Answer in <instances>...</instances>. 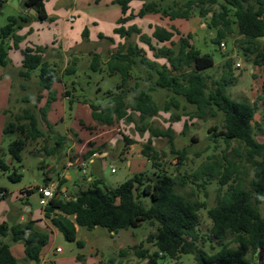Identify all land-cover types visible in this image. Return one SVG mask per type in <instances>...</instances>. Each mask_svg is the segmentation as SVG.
<instances>
[{"label": "trees", "instance_id": "trees-1", "mask_svg": "<svg viewBox=\"0 0 264 264\" xmlns=\"http://www.w3.org/2000/svg\"><path fill=\"white\" fill-rule=\"evenodd\" d=\"M45 1L24 0L22 7L25 14L8 17L7 23L0 27V68L8 64V51L17 50L24 40V36L16 34L17 30L33 20H47ZM131 1L114 0L121 9V17L113 33L124 42L118 44L104 63L99 54L93 53L88 66L91 73L118 75L119 83L114 90L104 92L98 104L86 98L76 100L67 86L62 95L68 99L70 110L79 101L87 104L91 118L98 125L112 126L116 121L123 120L134 124L139 132H148L150 138L165 139L170 153L176 156L175 171L169 174L165 170L166 152L155 149L151 145L152 140L148 139L140 153L155 170L151 176L145 173L134 175L114 188L106 187L101 180H94L88 189H78L70 198H64L58 192L42 208L43 218L65 241L76 243L80 248L82 244L76 238L77 227L87 230L103 228L115 233L121 229L136 228L142 222H148L151 226L157 224L155 232L146 239L156 251L151 253L142 246L133 248L134 254L139 259H148V263H153L159 255L176 259L181 254H189L193 256L195 264H253L246 256L248 250L255 252L262 248L264 251V217L255 207L264 199V141L258 142L253 136L255 106L235 101L226 93L225 88L234 81L231 60H226L222 65L219 78L211 79L203 72L213 67V57L211 54H201L191 43L190 34L184 36L174 27L167 30L156 26L151 36H147L135 25H125L151 14L169 20H189L192 6H195L197 15L207 18L206 27L215 31L213 41L218 46L222 39L235 35L239 38L236 42L241 44L243 50L251 51L264 37V0H222L217 11L204 7L206 2L213 5L216 0H188L182 6L174 4L165 8L159 3L150 2L143 3L136 14L130 10ZM29 10H34L36 14H29ZM133 35L147 47L153 59L147 57L138 43L128 41ZM175 36H178L177 41L173 39ZM81 37H88L86 28ZM99 37L103 38L102 35ZM105 39L112 41L111 38ZM45 50V47L33 46L21 51L19 76L28 80L37 72L39 92L46 91L47 95L41 108L36 109L42 99L38 95L31 107L12 114L13 122L3 129L4 135L16 130L23 136V139H15L8 144L10 164L0 157V171L7 174V179L12 183L22 178L12 164H20L25 140L43 139L44 145L39 152L46 157L59 155L67 142L66 136L53 133V126L46 119L50 105L56 100V91L52 86L61 78L57 68L44 59ZM75 61L71 60L62 76L76 73ZM158 94L163 97L161 103L155 99ZM22 101L26 103L29 98H22ZM188 106L193 107L192 113L186 111ZM161 112L169 113L171 122L179 121L181 116L203 119L220 113L222 125L216 137L227 148L231 142L243 147L242 157L252 170L248 189L243 188L240 168L228 160L227 155L223 157L227 161L225 166L216 156H210L192 174L180 176L179 168L187 157V150L175 149V133L170 126L165 129L153 126V118ZM2 113L7 114L8 111ZM79 123L83 125L82 121ZM215 130L210 128L208 131L212 133ZM122 137L125 146L134 143L126 136ZM49 140L53 141L52 145H49ZM232 151L238 153L236 149ZM90 154L88 152L86 156ZM211 179H216L220 187L215 205L206 208L211 222L207 242H219L216 251L199 244L198 212L206 207L205 204L175 191L176 187L183 188L188 181L201 180L197 187L204 188ZM222 188L225 189L221 193ZM23 193L29 195L32 189ZM7 196V190L0 187V201ZM145 198H148V203ZM49 234L50 231L38 228L32 220L11 226L0 222V237L10 235L12 243L22 244L24 262L40 263V253L48 242ZM228 234L232 235V242L237 247L222 242ZM0 264H21L5 243H0Z\"/></svg>", "mask_w": 264, "mask_h": 264}, {"label": "rangeland", "instance_id": "rangeland-1", "mask_svg": "<svg viewBox=\"0 0 264 264\" xmlns=\"http://www.w3.org/2000/svg\"><path fill=\"white\" fill-rule=\"evenodd\" d=\"M69 0H61L62 5L67 4ZM84 0H78V6L81 7ZM110 0H90V5L95 7L96 3H108ZM188 0H132L131 8L137 10L143 3L156 2L161 5L162 8L172 7L174 4L178 6L184 5ZM222 0H216V3L210 5L208 2L204 5L205 8H210L214 11L219 9V4ZM195 6H192L193 11L189 20L183 21L184 26H189V34L192 36L191 43L194 47L200 51L201 54H211L214 60L213 67L206 69L204 75L210 76L211 79H217L222 73V65L226 60L232 62V74L234 81L231 85H228L225 90L227 95L231 99L238 102H248L255 106V116L253 121V136L258 142L264 141V37L260 39L259 45L255 50L247 51L243 50L240 43L236 40L239 39L235 35L222 39L221 42L225 48L218 46L213 41L215 38V31L206 27L207 18H201L196 13ZM23 11V7L20 0H0V27L7 23V18L10 16H20ZM155 15V14H153ZM188 21V22H187ZM137 24L140 29L147 36H151L152 24L145 20L135 19L134 24ZM189 24V25H188ZM45 33L48 28L42 27ZM53 32V31H52ZM117 41H103L98 46L87 43L79 54L78 60L75 62L76 73L74 75H63L62 79L67 88L72 91V95L76 100L83 98L92 100L93 103L98 104L104 94L108 90H114L119 83L118 75H108L106 73H91L88 69L90 64V58L92 52L98 51L102 63L113 53L118 44L124 41L115 36ZM178 36L174 37V41H177ZM129 42L138 43V45L144 48L148 58L153 59L151 53L147 50V47L138 41V37L133 35ZM71 60L68 59L67 65H70ZM238 64L239 68L235 65ZM210 79V80H211ZM73 82V86L71 83ZM56 87H60L59 84ZM73 87V90H72ZM99 90V91H98ZM156 101L161 103L163 97L161 94L155 96ZM61 105V103H57ZM65 106V118L67 125H72L73 121L69 118V104L64 102ZM193 107L188 106L187 112L192 113ZM63 115L61 109L52 111L50 113V120L54 121L56 115ZM93 120V119H92ZM94 122V121H93ZM184 123L186 125H184ZM152 124L156 128L165 129L171 127L175 133V149L187 150V157L183 165L179 168V175L192 174L201 163L205 162L208 157L216 156L222 165H226V160L223 159L224 155H227V159L234 162L236 166L240 168L242 175L243 188L248 189V183L252 177V170L250 166L243 159V147L235 142H231L230 147L227 148L224 142L216 135L221 130L222 116L220 113H216L215 117L205 116L203 119L191 118L190 116H181L179 121L171 122L169 113L161 112L152 121ZM80 125V124H79ZM129 126V124H126ZM82 126V125H80ZM185 126V127H184ZM118 134L121 136L123 133L121 127ZM210 128H216L212 133H209ZM91 128H85L79 130L80 137L83 139L90 138ZM126 132V137L132 141L134 139L140 140L142 135L138 133L133 125L130 129L123 128ZM57 131L64 134V128L58 127ZM67 133H69L67 131ZM66 135V134H65ZM92 137L101 138L102 132L92 133ZM215 136V137H214ZM13 136L5 137V142L0 145V157L8 164H10L11 158L8 154V142L13 140ZM76 140V138H73ZM81 140V139H80ZM69 141V140H68ZM155 148L157 150H164L166 152L165 158V170L172 174L175 171L176 156L170 153L168 143L165 139H154ZM70 143V141H69ZM67 145V142H66ZM38 145L34 142H29L28 147L21 153L20 164L13 163L12 165L21 173L22 178L17 183H12L7 179V174L0 171V187L5 188L8 192L6 199L0 201V215H5L4 220L11 226L13 225L11 220H8L10 212L14 210L22 209V203H28L33 208L39 210L40 208V195L38 186L44 183L46 173V166L54 167L50 170L49 175L56 179V162L53 157H38L35 155L34 150ZM123 147H125L123 145ZM116 150L121 146H116ZM65 149V148H64ZM61 151V153L64 151ZM236 149L238 153L232 151ZM10 160V163L7 160ZM112 165L117 170L116 174L110 172V168L95 167L87 164L85 167L78 169L77 167H69L67 169L68 174L71 177V181H67L64 185L68 193L65 197H68L72 193L73 183L80 185L83 189H88L92 182L87 181L88 177L101 180L106 187L114 188L120 183L124 182L126 177L129 176V169L127 164L120 159H115ZM21 166L20 168L18 166ZM44 167V168H42ZM146 176L151 174L145 172ZM201 180L188 181L183 187H176L175 191L184 195L185 197L203 202L205 208L200 209L199 223L197 226V234L199 236V244H204V248L208 250H218L219 246L216 240H208L209 228L211 222L207 217L208 207H212L216 203V197L219 190V185L216 179H211L204 188L197 187V184H201ZM103 185H99L101 188ZM31 188L32 193L25 195L26 189ZM225 188L221 189V193ZM146 203L149 202L148 198L144 199ZM260 214L264 217V199L261 204L255 205ZM22 217L27 213L21 212ZM157 228V224L151 226L148 222H142L140 226L136 228L121 229L115 233H109L103 228H94L87 230L85 228L77 227L76 238L81 242L82 247H78L76 243H69L65 241L63 236L56 231L55 236L49 234L47 244L43 247L42 253H48L49 257H52L56 248H60L62 252L60 254H54L57 257L63 258L67 262L63 263L55 262L54 264H195L194 258L189 254H181L176 259H171L166 256L159 255L153 263H148V259H139L134 254V247L142 246L148 248L150 252L156 251V248L147 242L149 234L154 233ZM227 243L230 247H237L232 242V235L228 234L222 241ZM0 243H5L10 246L12 254L17 258L21 264H30V262L23 261V246L21 243H12L10 235L6 237H0ZM83 256V260L78 259V256ZM247 258L253 263L258 264V251L249 249L247 252ZM261 264H264V252L261 258Z\"/></svg>", "mask_w": 264, "mask_h": 264}, {"label": "crops", "instance_id": "crops-1", "mask_svg": "<svg viewBox=\"0 0 264 264\" xmlns=\"http://www.w3.org/2000/svg\"><path fill=\"white\" fill-rule=\"evenodd\" d=\"M23 1L24 0H20L21 5L23 4ZM60 1L61 0H47L44 2V10L47 15L46 21L40 22L33 20L20 30H17L16 34L24 36V40L19 44V48L17 50L8 51V64L4 68H0V145L5 142V137L8 138L10 135L14 137L13 140L23 139V136H21L16 130L11 134H3V129L7 126V124L13 122V118L11 116L12 114L19 112L23 108L29 106L31 107L34 99L38 95L42 96V99L36 105V109L41 108L46 101V91L39 92L38 89V80L36 77L37 72H34L28 80H23L18 74L22 60L21 51L26 47H45L46 50L43 54L44 59L50 65L57 68L61 78L60 82L54 83L52 86L53 90L56 91V100L50 105L46 119L47 122L53 126L52 131L54 134L62 135L57 131V129L59 126L64 128L63 136H66L67 138V145L65 146L64 151L56 157L49 156L55 158L54 162H56L57 167L56 179L54 180L53 177L49 175L50 170L54 167L46 166L47 182L46 184L43 183L41 186L36 188L39 190L41 187L56 184L57 191L64 197L68 193L64 185L67 181H71V177L67 172L69 167L75 166L80 169L85 167L87 164H90L94 166V168L101 167L105 169L109 167L110 172L111 170H114V172L111 173L116 174L117 170L111 162L115 159H120L127 164L129 169V176L126 177V179L145 172L149 174L154 173L155 170L152 168L151 163L141 155L140 150L142 145L148 142V139L152 140L151 145L154 148L155 142L153 138H150L148 132H139L136 130L134 124L126 126V122L123 120L116 121L112 126H101L96 124L91 118V110L89 106L81 103L80 101L74 103L71 110L68 109V116L72 119L73 123L72 125H67L64 102H68V99L64 98L62 95L66 86L62 79V73L67 66V61L68 59H76L77 61L81 50L87 43L98 46L101 42L107 41L105 38H111L112 41H117L115 38L117 35L113 33V30L117 27V21L121 17V9L119 5L114 3V0H110L108 3H96L95 7L90 5V0H84L81 7L78 6V0H69L68 3L64 5H62ZM130 4V10L134 14H136L141 8L133 10ZM20 14L24 15L25 10L23 9ZM140 20H145L149 22V24H152V31L156 26L167 30L174 27L184 36L189 34V26L183 27V21H185L183 19L169 20L168 18H162L157 14H151L144 16ZM134 21L135 19L128 22L125 26L128 27L130 25H135L140 29L136 23L134 24ZM42 27H47L48 32L45 33ZM84 28L88 31V37L86 39H82L81 37ZM141 33L144 34L142 30ZM100 35H102L103 38H100ZM93 53L99 54L97 50L92 52V54ZM57 84H59L60 87L57 88ZM22 98H29V101L25 103L22 101ZM58 102L61 103V105L57 106ZM59 109H61L63 115L60 113V115L55 116L54 121H51L50 113L52 111L58 112ZM6 110L8 113L3 114L2 112ZM79 121H82V126L79 125ZM131 125H133L135 130L140 133L142 137L140 140L134 139L133 144L125 146L123 144L122 136H126V132H124L123 128L127 127V129H130ZM87 127L91 128L90 130L93 131H90L89 133L90 138L83 139L80 137L81 135L79 130ZM119 127H121V131L123 133L121 136L118 134V131L120 130ZM67 131L69 133H67ZM100 131L102 132L103 137L96 138L95 136H91L93 132L96 134ZM73 138H76V140ZM10 142H8V144ZM29 142H34L38 145L31 152H39L41 147L44 145L43 139H38L36 141L25 140L23 150L25 147H28ZM48 143L49 145H52L53 141L49 140ZM123 145L125 147H123ZM116 146H121V148L116 150ZM88 152H91V154L86 156ZM7 161L10 163L9 159ZM87 179L89 182L97 180L92 177H88ZM72 186V193L65 198H70L78 189L86 190L76 183H73ZM59 187L60 189L58 190ZM26 190H31V188ZM22 193L23 192L21 191L20 194ZM22 205V209L20 208L19 210H14L7 215L8 220H11L12 223L16 225H21L28 220L35 221L38 228L47 229L50 231L51 235L55 236L56 230H54L43 218V207H41V205L39 210L35 209L34 211L28 203H22ZM21 212L27 213L26 216L22 217L20 214ZM5 215L6 214H3L2 217L0 215V222H6L4 220ZM56 249L54 254H60L62 252L60 249V252L57 253ZM54 254L52 257H49L48 253L43 254L41 251L39 264H54L55 262L63 263V261L67 262L63 258L57 257ZM82 257V255L80 258L78 256V259L83 260Z\"/></svg>", "mask_w": 264, "mask_h": 264}, {"label": "built area", "instance_id": "built-area-1", "mask_svg": "<svg viewBox=\"0 0 264 264\" xmlns=\"http://www.w3.org/2000/svg\"><path fill=\"white\" fill-rule=\"evenodd\" d=\"M71 21H72V19H71ZM220 47L225 48V46L222 42L220 43ZM235 66L237 68H239L238 64H236ZM111 172H114V170H111ZM39 193H40L39 203H40L41 207H44L50 199H52L56 194H58L57 185L56 184H50L48 186L41 187L39 189ZM60 195H62V194H60ZM56 252L59 253L60 249H56Z\"/></svg>", "mask_w": 264, "mask_h": 264}, {"label": "water", "instance_id": "water-1", "mask_svg": "<svg viewBox=\"0 0 264 264\" xmlns=\"http://www.w3.org/2000/svg\"><path fill=\"white\" fill-rule=\"evenodd\" d=\"M29 14L35 15L36 13H35L34 10H29ZM35 155L38 156V157H40V158L43 157V154H41L39 152H36ZM263 252L264 251H263L262 248H259L258 249V264H261V258H262Z\"/></svg>", "mask_w": 264, "mask_h": 264}]
</instances>
